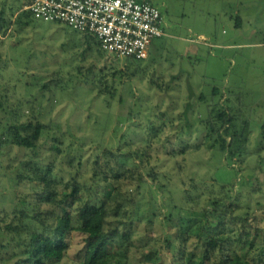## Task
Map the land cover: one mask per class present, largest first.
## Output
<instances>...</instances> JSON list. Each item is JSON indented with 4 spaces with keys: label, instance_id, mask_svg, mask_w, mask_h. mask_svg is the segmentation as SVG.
<instances>
[{
    "label": "rangeland",
    "instance_id": "1",
    "mask_svg": "<svg viewBox=\"0 0 264 264\" xmlns=\"http://www.w3.org/2000/svg\"><path fill=\"white\" fill-rule=\"evenodd\" d=\"M21 1L0 0V8L11 15L9 8L20 7ZM151 1L163 15L166 35L152 41L148 59L137 62L88 50L65 25L35 18L24 29L12 25L13 34L0 40V93L5 100L0 114L18 109L20 121L47 126L37 161H53V172L68 175L65 159L80 153L71 167L77 169L82 159L79 181H91L97 173L98 186L82 189L67 203L75 228L80 206L102 198L103 176L118 177L114 185L132 192L140 170L167 174L169 186L163 190L143 184L134 192V223L123 230L131 237L113 246L117 258L128 247L124 254L132 264H168L167 239L176 240V235L187 236L185 244L184 238L176 243L198 255L203 242L194 220L217 199L228 205L223 235L238 231L242 237L236 235L235 252L252 264H264V232L255 227L264 228V0ZM213 87L218 90L211 99ZM220 102L248 119L243 152L233 159L215 149L216 137L202 123L208 105ZM162 113L173 119V126L163 123ZM180 140L189 147L184 170L172 158ZM116 151L121 160L111 156ZM29 156L15 145L0 148V226L17 223L13 209L26 207L23 201L34 210L42 200L35 176L41 170L25 163ZM37 166L42 167L40 162ZM53 186L58 193L70 192L64 183ZM186 199L198 207L173 208ZM246 230L248 239L242 242ZM1 242L6 239L0 236ZM67 242L66 255L57 264H84V235L73 229Z\"/></svg>",
    "mask_w": 264,
    "mask_h": 264
},
{
    "label": "trees",
    "instance_id": "2",
    "mask_svg": "<svg viewBox=\"0 0 264 264\" xmlns=\"http://www.w3.org/2000/svg\"><path fill=\"white\" fill-rule=\"evenodd\" d=\"M149 1L153 3V1ZM29 16H31L30 12L23 11L16 18V25L25 26L22 23L23 19L29 18ZM8 27L9 24L0 13V31H4L3 29ZM73 32L80 35L79 39L83 45L87 46L88 50L95 49L99 54H105L95 37L86 33ZM127 60L139 61L133 58ZM133 74H137V70ZM217 90V87L212 88L211 99L217 95ZM1 95L0 93V110L5 109V100L2 99ZM199 98L205 100L203 95ZM189 106L188 104L185 108V115L190 110ZM5 112L7 116L0 114V148L6 145H15L22 147L27 154H30L25 163L36 165L34 171L41 170L40 175L35 174V176L42 185L43 197L34 210L30 209L28 204L23 201L26 207L23 206L18 211L16 208L13 209V212H17V223L0 226V236L6 239L5 243H0V264H57L66 255L68 250L67 234L73 229H78L84 235V264H132L124 254L125 251L128 252V247L125 248L124 253H119L122 256L118 258L113 254L112 248L122 240L131 237L129 232L123 230L134 223L133 216L130 214V206L132 209L134 204V192L140 189L143 184L158 185V188L163 190L169 186L167 174L152 169L147 170L146 173L140 170L138 172L139 178L135 183H132L135 184L132 192L124 191L121 187L114 185L113 180L118 179V177L110 180L107 179L106 175L103 176L100 179V186L105 188L102 198L98 202H86L80 206L78 212L79 226L75 228L73 216L67 203L70 200L75 201L82 189L85 191L93 189L98 184L94 178L97 173L93 174L91 181H79V169L83 165L82 159L75 164L77 169L74 171L71 169L75 156L81 158L80 153L65 159L68 160L67 163L70 168L68 175L64 176L53 172V161L50 163L37 161L40 140L47 126L42 122L20 121L21 115L18 109L5 110ZM207 112L208 116L202 123L206 126L210 125L211 132L209 135L216 137L218 145L215 149L220 150L227 159L240 156L243 152L242 143L245 132L249 126L248 119L243 120L237 114L232 113L231 108L225 102L209 104ZM166 116V113H162L163 123H169L170 126H173V119ZM237 126L241 128L238 129ZM212 130L215 133H212ZM53 141L59 143V137L53 136ZM167 141H169L168 138ZM178 144L180 145L179 149H173L172 158L175 166L184 170L189 155V147L183 140H180ZM111 156L121 160V155L117 151ZM38 162L44 167L43 169L37 166ZM60 171L62 172L61 169H58V172ZM21 178V176H17V180H21ZM60 183H64L66 187L70 188V192L58 193L53 184ZM41 204L43 208L39 207ZM184 205L189 206L186 208ZM184 205L177 207L173 205V208L190 211L198 207V203L191 199H186ZM208 206L211 207L201 209L200 217H196L194 220L197 222V235L203 242L201 252L195 255L186 247L183 248L182 245L176 243V240L182 241L184 238L185 242L183 241L181 244H185L187 236L176 235V240H172L170 237L167 239L168 246L171 248L168 264H252L235 252L236 241L242 238L238 237V231H230L231 235H223L227 228V217L223 213V210L228 207L227 203L213 199L208 203ZM255 227L264 232V228ZM248 233L249 231L246 230L245 239L242 242H246ZM143 258L145 261L150 259L149 255H143Z\"/></svg>",
    "mask_w": 264,
    "mask_h": 264
},
{
    "label": "built area",
    "instance_id": "3",
    "mask_svg": "<svg viewBox=\"0 0 264 264\" xmlns=\"http://www.w3.org/2000/svg\"><path fill=\"white\" fill-rule=\"evenodd\" d=\"M26 10L95 37L115 59L145 60L152 41L166 35L163 15L149 0H32Z\"/></svg>",
    "mask_w": 264,
    "mask_h": 264
},
{
    "label": "crops",
    "instance_id": "4",
    "mask_svg": "<svg viewBox=\"0 0 264 264\" xmlns=\"http://www.w3.org/2000/svg\"><path fill=\"white\" fill-rule=\"evenodd\" d=\"M32 0H22L20 3H21V6L20 7H17L13 10V7H10L9 9L12 10V12L10 13L11 15H6V12L4 10L5 7L2 6V8H0V13L2 14V16L6 19L7 21V24H9V27L7 29H3L4 31H0V40L1 41H7L8 39V36L12 35L13 32H14V28L12 25L16 24V18L23 12V11H26V6L31 2ZM8 7V6H6ZM32 15L29 16V18H25L23 19V22L25 24V26H21L20 29H24L25 27H29L30 26V23H31V20H32ZM56 24V23H55ZM22 32V31H21ZM73 36L75 38H79L80 35L78 33H73ZM72 38V36H70ZM13 44H16L14 41L12 42ZM55 46L58 47V44H55ZM149 51H148V56H147V59L149 58ZM5 64V63H4Z\"/></svg>",
    "mask_w": 264,
    "mask_h": 264
}]
</instances>
